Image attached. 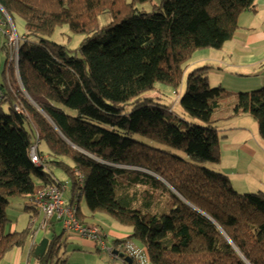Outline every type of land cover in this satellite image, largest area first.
<instances>
[{"label": "trees", "instance_id": "obj_1", "mask_svg": "<svg viewBox=\"0 0 264 264\" xmlns=\"http://www.w3.org/2000/svg\"><path fill=\"white\" fill-rule=\"evenodd\" d=\"M0 5L13 23L14 15L24 20L18 70L29 96L5 35L0 263L41 231L34 227L44 214L33 200L45 188L66 183L53 173L59 167L72 179L69 204L82 225L101 229L89 220L102 213L130 229L131 236L110 248L125 264L121 253L137 264L130 248L147 255L148 264H264V191L239 192L227 174L192 160L220 163L223 131L235 118L251 116L264 140V86L238 92L229 106L223 101L227 89L211 86L212 66L206 65L188 74L179 97L192 120L177 118L154 98L141 99L156 83L179 95L193 54L221 49L238 30L239 17L256 10V0H0ZM64 25L85 36L78 49L50 40ZM223 110L229 115L215 117ZM41 141L47 154L39 150ZM34 147L46 157L41 166L31 160ZM16 196L32 213L30 223L6 233V208ZM83 198L89 213L80 207ZM62 237L49 239L39 264H59Z\"/></svg>", "mask_w": 264, "mask_h": 264}, {"label": "crops", "instance_id": "obj_2", "mask_svg": "<svg viewBox=\"0 0 264 264\" xmlns=\"http://www.w3.org/2000/svg\"><path fill=\"white\" fill-rule=\"evenodd\" d=\"M256 3L255 11L245 12L239 17L238 30L218 51L219 55H211L207 58L206 61L212 63L209 64L212 66L210 73L216 74L209 75L210 84L211 77L214 76L216 78L214 85L223 86L228 91L236 93L264 86V0H256ZM3 10L0 9V16L7 18V12ZM6 40L5 34L0 32V55H2L0 75L8 67L4 50ZM228 115L225 110L218 114L219 117ZM223 133L218 171L227 174L235 188L245 192L264 191V140L259 135L258 123L251 116L235 118L230 121ZM31 214L28 212L29 219H26L23 227L19 228L18 221L10 227L8 233L28 228ZM89 222L100 224L97 220H89ZM109 223L111 226L109 224V228L106 229L100 224L108 250L102 249L100 244L89 239L71 237L63 228V233L57 235L53 223L51 230H48V226L28 239L24 247L12 249L0 264H39L38 258L35 257V249L45 239L47 233L53 236L63 235L61 248L65 249V253L68 254L66 260L71 264H125L111 255L109 249L112 247L108 241L124 240L131 236L132 232L112 225V221Z\"/></svg>", "mask_w": 264, "mask_h": 264}, {"label": "rangeland", "instance_id": "obj_3", "mask_svg": "<svg viewBox=\"0 0 264 264\" xmlns=\"http://www.w3.org/2000/svg\"><path fill=\"white\" fill-rule=\"evenodd\" d=\"M13 18H14L16 31H17L20 39H21V37L24 36V34H25L24 20L18 15H14ZM84 37H85L84 35L74 34L73 32H71L68 25H64V26H59L56 29L55 33L52 36H50L49 38H50V40H52L54 42L66 45L71 50H75V49H78L80 47L81 42L84 39ZM219 50H217V49H205V50L196 51L193 54V57L191 58L189 63L186 65L184 75H183V78L181 81V87L179 89V95H177L174 92L173 87L166 85V84H163V83H156L155 89L153 91H149V92L144 93L143 96L141 97V99L144 100L146 98H154L156 102H161L162 104H165V105L171 107L174 110V114H175V116H177V118H179L181 120H183V119L192 120L190 117H188L183 112V109L181 108V106L179 104V97L184 94L185 89H186L187 76L190 72H192L196 68L212 64V63H210L209 60L208 61H206V60L211 55H219L218 54ZM1 56L2 55H0V58H1ZM212 74L216 75V74H214V72L210 73V75H212ZM211 81H212L211 86H216V85H214L215 81H216V78L214 76L211 77ZM236 95H237L236 92L227 90V92L224 95L225 98L223 99V101H225L227 104H230L229 106H232L233 102H235V100H236L235 99ZM217 116L218 115H215V117H217ZM136 138L143 140L139 137H136ZM143 141L148 143V144L156 145L160 148H162V147L165 148L164 145H158L156 143H151L150 141H147V140H143ZM39 150H41L42 152H45V153L49 152L48 146H47L45 141H41L39 143ZM175 152L178 155H180L184 158H187L185 153L180 152V151H175ZM192 160L196 161L198 164H201L203 166H207L209 168L219 170V165H220L219 163L214 164V163H210V162H203V161L195 160L193 158H192ZM68 162L70 165H72V162L70 160H68ZM53 172L57 178H59L63 182H66L67 189H66V191H64L63 197H64V200L69 204L71 197H72V179H71L70 175L65 172V170H63L59 167L53 168ZM235 189L240 191V192H245L244 190L239 189V188H235ZM9 201H10V203L6 208V214H7V219H8L6 226H5L6 233H8L10 231V227L18 221L20 223L19 228L23 227L24 222L28 218V212L25 210V206H24L25 202H24V199L22 197H19V196L12 197V198H10ZM80 207H81L82 211H84L85 213L90 212L84 198L81 199V201H80ZM42 219H43V216L41 218V221L38 224H35V227H34L35 229L40 227ZM104 219H106L108 222L105 221ZM95 220H97V222H99L105 229L109 228V224L111 226V223H109V222L112 221V225L119 227V228L130 230L129 228L123 227L120 224H118L117 222H115L114 220H112V218L107 214H102V213L96 214ZM29 223H30V221H29ZM29 223H28V225H29ZM53 223L56 226V234L57 235L62 234L63 233V229H62L63 226H61L62 223L57 222L54 219L50 220V224H49L50 226L48 227V230H51L50 228H51ZM104 223H105V225H104ZM46 235L47 236L44 238H48V237L50 238L53 236L52 234H49V233H47ZM108 243L111 247H115L114 239H110L108 241ZM115 251H116V249H114V253H115ZM67 257H68V254L65 253V249L60 248L59 255L57 256L56 262H58L59 264H65V263L68 264L69 262H67V260H66ZM69 264H71V263H69ZM150 264H152V263H150Z\"/></svg>", "mask_w": 264, "mask_h": 264}, {"label": "built area", "instance_id": "obj_4", "mask_svg": "<svg viewBox=\"0 0 264 264\" xmlns=\"http://www.w3.org/2000/svg\"><path fill=\"white\" fill-rule=\"evenodd\" d=\"M5 18L0 16V32H3L9 39V44L12 50V59L15 66H18L19 60V41L20 37L16 31V27L10 17ZM11 25V26H10ZM22 38H24L22 36ZM32 162L41 166L45 162V156L36 151V147L32 148L30 154ZM80 178H82L80 176ZM67 189V184L61 186H49L39 192L33 200V204L37 206L44 214L43 220L40 224V230L46 229L50 226V220L54 219L62 223L65 233L71 237L85 238L96 243H99L102 249L108 250L105 242L102 239L101 229L96 224L82 225L75 217V206H71L64 200V191ZM132 256L136 259L137 264H148L149 258L141 250H134L130 248ZM111 252L112 250L109 249ZM114 258H119L118 255L113 254Z\"/></svg>", "mask_w": 264, "mask_h": 264}, {"label": "water", "instance_id": "obj_5", "mask_svg": "<svg viewBox=\"0 0 264 264\" xmlns=\"http://www.w3.org/2000/svg\"><path fill=\"white\" fill-rule=\"evenodd\" d=\"M0 9L1 10H3V8L1 7V5H0ZM4 11V10H3ZM5 12V11H4ZM6 13V12H5ZM6 15L9 17V15L6 13ZM16 69H17V73H18V77H19V81H20V85H21V87L23 88V90H24V87H23V85H22V83H21V79H20V76H19V70H18V66L16 67ZM24 92H25V90H24ZM26 93V92H25ZM26 95H27V93H26ZM28 96V95H27ZM29 97V96H28ZM48 246H49V239L48 238H45V239H43L42 241H41V243L36 247V249H35V257L36 258H42V257H44V255L46 254V252H47V249H48ZM118 253V251H115V254H117ZM120 257L121 258H124V260H125V262H127L128 264H133V260L130 258V257H125V254L124 253H121L120 254Z\"/></svg>", "mask_w": 264, "mask_h": 264}]
</instances>
